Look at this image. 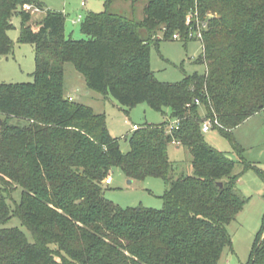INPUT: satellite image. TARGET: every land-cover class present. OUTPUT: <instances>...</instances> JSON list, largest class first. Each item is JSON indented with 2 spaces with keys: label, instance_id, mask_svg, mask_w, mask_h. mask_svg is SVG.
<instances>
[{
  "label": "trees",
  "instance_id": "obj_1",
  "mask_svg": "<svg viewBox=\"0 0 264 264\" xmlns=\"http://www.w3.org/2000/svg\"><path fill=\"white\" fill-rule=\"evenodd\" d=\"M142 1L141 21L112 12L108 1L81 21L85 39L73 40L65 15L41 0H0V57L14 50L9 31L19 14V41L34 46L36 59L32 83L0 84V224L18 216L33 238L0 230V264H219L232 248L227 225L246 204L240 174L202 125L217 120L212 130L235 147L231 131L264 109V0ZM25 5L45 12L39 24L31 25ZM196 13L204 51L197 63L206 72L158 81L150 56L162 41L157 32L164 40L196 32L197 20L187 23ZM67 65L120 106L169 108L179 125L132 131L124 153L106 117L68 96ZM172 144L190 150L192 174L170 160ZM114 168L132 181H165L163 208L123 209L106 199L103 182ZM16 187L23 193L12 211L7 199ZM262 225L249 264H264V217Z\"/></svg>",
  "mask_w": 264,
  "mask_h": 264
},
{
  "label": "rangeland",
  "instance_id": "obj_2",
  "mask_svg": "<svg viewBox=\"0 0 264 264\" xmlns=\"http://www.w3.org/2000/svg\"><path fill=\"white\" fill-rule=\"evenodd\" d=\"M50 11L62 12L66 17L65 34L73 40H84L81 33V22L88 13H101L106 2L110 3V10L129 18L141 21L143 19L144 2L132 6L125 0H41ZM42 12H34L31 25L39 24L43 17ZM22 19L19 14L12 19V28L9 37L13 42L14 50L8 57L0 59V84H26L34 81L33 73L36 69L35 48L32 44L20 43ZM144 38L148 34L143 32ZM178 35L180 41L164 40L162 34L157 32L155 40H162L157 46L151 47V70L156 79L162 83H178L187 75L203 74L206 72L198 59L204 56L203 43L195 38L193 31L189 30ZM65 90L72 101L92 106L97 113L106 117L108 129L120 141L121 151L130 150L126 136L132 133V127L164 125L172 121L171 110L157 111L148 104H140L128 110L120 106L110 95L102 96L100 93L87 87L84 78L78 74L74 67H65ZM204 114V110L201 111ZM13 123L15 122L12 121ZM11 122V123H12ZM232 138L235 147L220 132L210 130L205 134L207 142L220 151L228 153L236 161L235 173L240 174L238 188L246 199L243 211L237 218L228 224V232L233 242L231 249H226L219 264H249L257 238L263 229L264 217V109L246 122L234 128ZM169 157L178 166L179 172L192 174L190 164L192 156L187 147L172 144L169 146ZM248 169L244 171L245 167ZM113 184L104 185V197L121 208L162 209L167 183L161 178H146L139 181L130 180L119 168L111 172ZM129 181H132L130 184ZM2 185L0 184V189ZM2 192V190H0ZM23 190L16 187L8 197V205L13 211L21 201ZM19 229L24 232L29 241L33 240L31 232L23 226L18 216H13L7 223L0 224V230ZM263 237V235H262Z\"/></svg>",
  "mask_w": 264,
  "mask_h": 264
},
{
  "label": "built area",
  "instance_id": "obj_3",
  "mask_svg": "<svg viewBox=\"0 0 264 264\" xmlns=\"http://www.w3.org/2000/svg\"><path fill=\"white\" fill-rule=\"evenodd\" d=\"M24 8H25L26 11L31 12L32 14L34 12L35 13L36 12H39V10H37L35 7H33L31 5H25ZM193 20H197L198 29H197L196 32H194L193 31V28H191L190 31L191 30L193 31L196 40L197 39H200L201 41H203V39H202V32H201V26H200L201 24L199 23V20H198V13H196V14H190L188 16V19H187L188 25H191L192 24L191 22ZM81 21H82V17L80 16L78 18V22H81ZM205 27H206V25H203V28H205ZM173 40L180 41L179 36L178 35H174L173 36ZM196 103L199 105L200 101H196ZM179 123H180V120H172V121H170L169 124H168V127H167L168 130L169 131H172L175 127H177L179 125ZM215 125H219L217 120H215V122H212L211 120H205L204 123H203V125H202V132L205 133V134H207L213 128V126H215ZM139 128H140V126H138V125L135 126L134 125L132 127V131H137V129H139ZM103 183L106 186L107 185H111L113 183L112 182V176H108L107 179H105Z\"/></svg>",
  "mask_w": 264,
  "mask_h": 264
},
{
  "label": "crops",
  "instance_id": "obj_4",
  "mask_svg": "<svg viewBox=\"0 0 264 264\" xmlns=\"http://www.w3.org/2000/svg\"><path fill=\"white\" fill-rule=\"evenodd\" d=\"M46 9H47V8H46ZM47 10H48V9H47ZM41 12H42V11H41ZM42 13H43V14H42L43 17H42L40 20H42V19L45 17V15H46L45 12H42ZM175 145H177L178 147L180 146V145H178V144H175ZM112 182H113V179H112ZM112 184H113V183H112Z\"/></svg>",
  "mask_w": 264,
  "mask_h": 264
},
{
  "label": "water",
  "instance_id": "obj_5",
  "mask_svg": "<svg viewBox=\"0 0 264 264\" xmlns=\"http://www.w3.org/2000/svg\"><path fill=\"white\" fill-rule=\"evenodd\" d=\"M0 59H1V57H0ZM204 121H205V119H204ZM2 123H1V120H0V125H1ZM129 183L131 184L132 183V181H129ZM219 185H220V187H223V183H219Z\"/></svg>",
  "mask_w": 264,
  "mask_h": 264
}]
</instances>
